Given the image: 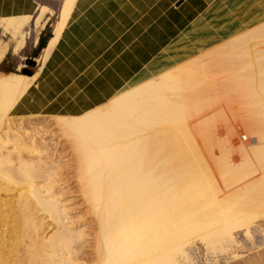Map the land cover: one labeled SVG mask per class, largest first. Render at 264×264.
Returning <instances> with one entry per match:
<instances>
[{
  "label": "bare ground",
  "instance_id": "obj_1",
  "mask_svg": "<svg viewBox=\"0 0 264 264\" xmlns=\"http://www.w3.org/2000/svg\"><path fill=\"white\" fill-rule=\"evenodd\" d=\"M73 2L74 0H63L58 13V20L53 29V36L43 50L40 62L45 61L50 49L52 50L51 47L55 43L65 20L68 19L67 16H69L68 13ZM100 10L103 9L100 7ZM88 11H86V13ZM154 11L157 10L154 9ZM102 13H104V11H102ZM170 13L172 12L170 11ZM91 15L93 16L94 14ZM83 16H87L88 18L90 15L85 14ZM144 20L143 22H148L146 19ZM29 21L30 18H7L0 20V25L3 27L4 33L8 31L11 35V39L15 41L12 53H18L24 48L26 40V36L24 37L25 27L28 25ZM83 21L84 19L82 22ZM117 21L119 20L117 19ZM168 21L169 20H167V22ZM166 25H169V23ZM147 27L148 26H146V28ZM75 28L77 27L74 25V29ZM73 30L72 33L74 32ZM135 30L137 29H134V31ZM257 30L258 29H256V32H248L246 36L249 38L257 37L258 32H262V30L258 32ZM66 32L67 31H65V33ZM85 32L89 34V30ZM119 32L121 33L120 30ZM135 32L137 35L138 31ZM81 33L84 34L83 32L78 34V31L76 34L80 35ZM97 34L96 32V35ZM261 34L263 35L264 33ZM82 36L81 39L85 38V35ZM106 36L108 37V35ZM244 36L239 35L238 37H234V40L232 39L230 42L231 44H227L228 46L225 45V43L220 46L221 48L223 46V50L217 51L220 52V55L226 53V56L224 55L218 58L217 55L219 53L217 52L215 53V55H217L213 57H217V60L227 59V61H233L232 63L234 65H239L237 69L234 66V69H236V71L240 69L242 73L231 76V81L243 90L246 88L242 95L249 100V89H251L252 84H256L259 90L264 93V62H259L257 64V77H254L256 74L253 76L252 72L246 67V64L249 63L247 57H249L250 53H253V56L254 53L260 50L254 48L253 44V47L251 45L252 51H248V49H246L248 44L247 46L245 44V46L242 45V43H246L244 42L246 39ZM261 37L259 39H261ZM63 38L65 37L63 36ZM67 38V42H70L69 37L66 36V39ZM262 38H264V35ZM97 39H99L98 36ZM70 40H72V38ZM74 43L71 44V46H73ZM145 44L144 42V45ZM224 45L226 46L225 49ZM6 48L8 47L4 46L0 48V60L5 50H7ZM64 49L68 50L66 48ZM214 51L216 52V50ZM66 53L67 51H65V55H67ZM90 53L92 54L94 51ZM145 53L147 52H144V54ZM56 58H58V56ZM81 58L82 57H80V59ZM256 58L261 60L259 57ZM214 59L215 58H210L207 55L205 59L195 58L189 60V63L185 62L176 65L161 73L157 79H146L136 84L127 85L108 103L83 116L76 118L53 117L52 122L49 123L58 130L59 135L61 134L60 136L63 137L61 139L66 138L65 142L67 141L76 152V155L74 154V156H76L75 161L77 162L75 173V176H77L75 180L77 183L76 189H78V196L82 203L88 208L87 212L93 216L92 219H94V224L97 226V231L94 234L93 258L85 256V249L81 242L83 234L72 233V229L69 225L70 222H68V218L66 217L67 212L63 209L64 206L62 202H64V199L59 197L60 192L55 189V180L51 173L52 171L50 172L48 170L44 162V160H49L48 145L45 143V139L41 138L39 135V129L45 126L40 123L37 124V121L31 122L27 120L35 119L38 116L27 118H11L9 116L15 103L18 102L29 85L33 84L32 81H35L36 72L29 78L15 73H0V192H5L10 188H14L17 192L11 197L5 195V198H0V264H182V259L186 260L188 257L186 256L185 246L192 245L195 238H198L199 240L197 239V241H200L199 243H202V246L207 247L209 250L215 247L223 248L227 245L229 247L236 245L235 230H242L244 237L248 238L249 224L252 222L255 223L258 219H264V97H257L252 103L250 102L251 100L247 101L248 104H252L250 105L252 109L248 111L249 114L246 117L245 125L247 131H249L251 141L254 142L251 144L253 146L250 147L248 145L250 148L247 145L240 147L238 154L242 161L239 165H231L230 161H228L229 158L228 160L226 158V154L224 155L225 157L223 156L224 153L221 154L223 157L219 164L220 167L216 165V167H219H217L216 170L218 171L220 169V177L222 183L226 187L230 188L232 185L243 183L242 189L239 188V191L234 193L232 197L230 196V199L225 198L226 200L223 199L224 202L221 203L222 201L216 198V196H218V186L216 188L212 181L214 179H210L211 177L209 178L208 174L210 171L207 169V166L202 164V159L199 157L201 155H198L196 153L197 151H195L197 149L192 148L191 143H194L195 140L192 142L193 139L191 140L190 138L191 136L194 137V135H192L193 133L191 135L188 134L185 125L187 121L185 120L186 117H191L188 115L190 110L199 106L198 104L201 103L200 100L202 99H200V95L203 94L205 97L208 93L206 94V92L203 91H210L212 85L210 86L205 81V76V79L200 77V73L202 74L203 71L210 70V68L216 66V60ZM71 61L73 62L72 59ZM232 63H230V65ZM219 65L222 64L220 63ZM60 67L62 68V66ZM70 68L68 67V69ZM135 68L134 66V69ZM223 68L225 67L223 66ZM59 70L58 72L61 71ZM54 74L56 75L57 73ZM62 74L61 76H63ZM57 77L58 76H56V78ZM87 78H89V76ZM49 79L50 78H48V80ZM54 83L55 82L52 84ZM57 84L55 86H57ZM236 89L234 91H236ZM53 91H55L54 88ZM34 95L36 96V94ZM51 95L53 98V94ZM51 95L49 96L51 97ZM50 97L47 98L51 99ZM253 97H255V95ZM100 102L102 101L100 100ZM41 103L42 102H40V104ZM71 107L74 108L72 104ZM230 110L233 109L231 108ZM210 112L211 111H209V113ZM231 114L233 115V111ZM236 118H238V116ZM221 122H223V120ZM225 122L227 121L225 120ZM24 125H27L28 129V126H30L32 131L30 132L29 130V132H26V128H23ZM206 125L203 126L204 128L201 126L203 133ZM47 127L46 125V128ZM156 127L160 129L159 131L158 129L155 130L158 131L155 133L154 129ZM199 127H196V130L197 128L199 129ZM190 128L192 129V125ZM227 128L228 127H226V129ZM244 128L245 127H243V129ZM195 133L199 136L200 132L196 131ZM205 133L206 137H208V133ZM242 133L247 134V132ZM227 136L230 135L228 134ZM242 137L245 136L241 134V138ZM201 139L203 140V138ZM213 141H215V139ZM208 142L209 141L206 143ZM200 143H202V141ZM195 144L198 145L196 142ZM254 145L255 148H253ZM208 149L206 147L207 151ZM222 150H224L223 147ZM25 152L29 153L31 157L34 155L36 161L33 162V160L26 161L22 159V154ZM14 156L15 159L13 158ZM231 157H233V155ZM206 159L210 160L211 158ZM215 163H217V161ZM48 167L50 168L51 166ZM256 175H259V177L254 180L253 177ZM38 180H44L45 182H42L43 184L41 185V183H37ZM216 180L220 179L217 177ZM219 184L221 183H218V185ZM239 186L240 185H238V187ZM237 188L235 186V189ZM231 189L233 190V188ZM233 192L234 191H232L231 194ZM220 197L218 198L222 200V196ZM47 229L53 230V233L48 237L44 235V231ZM261 230L260 227V231ZM262 236L264 237V235Z\"/></svg>",
  "mask_w": 264,
  "mask_h": 264
},
{
  "label": "crops",
  "instance_id": "obj_2",
  "mask_svg": "<svg viewBox=\"0 0 264 264\" xmlns=\"http://www.w3.org/2000/svg\"><path fill=\"white\" fill-rule=\"evenodd\" d=\"M165 5L168 6L166 7ZM41 7H46L51 11V13L49 12L45 15V24L39 30L37 39H39V36L42 33H45L46 27L50 29L52 38L53 29L57 21L52 24V18L54 16L52 13L54 8H52L50 4H46L44 0H0V20L7 18H34L38 14ZM100 7L103 10H100ZM154 9L157 11H154ZM98 10L100 14L98 13ZM59 11L60 7L58 13ZM86 11L88 12L86 13ZM102 11H104V13H102ZM170 11L172 13H170ZM85 14L90 15L91 17L88 16L87 18V16H83ZM91 14L96 16L93 17ZM68 15V19L65 20L55 43L51 47L52 50L50 49L45 61L40 62L36 71L35 81H32L33 84L29 85V87L10 111L9 116L11 118H27L36 116L46 118L59 116L64 118H76L83 116L108 103L114 96H116L134 80L142 79L152 75L154 72H156L158 64L165 59L176 60L178 62L177 65H180L189 60L200 58L201 56H207L227 41L242 35V33L247 28H251V26L257 27L258 25H262L264 23V0H78V3L77 0H74ZM80 18L82 20L84 19V21L82 22ZM117 19L119 21H117ZM144 19H146L148 22H143L145 21ZM167 20L169 21L167 22ZM168 23L169 25H166ZM74 25L77 27L75 28L76 30L74 29ZM146 26L148 27L146 28ZM85 29L87 31L89 30V34H87L88 32H85ZM117 29H119L122 34ZM134 29H137L135 31H138L137 35L135 34L136 32ZM72 30L74 31L73 33H77L78 31V34L83 32L84 34H81L85 35V38L81 39L83 36L81 34H73ZM65 31L67 32L65 33ZM96 32L98 33L97 35ZM159 32L162 34L160 35ZM116 34L119 35L117 36ZM62 35L65 38H63ZM106 35H108V37ZM66 36L69 37L70 42H67L68 38L66 39ZM97 36L99 39H97ZM71 38L77 44L70 40ZM49 40L47 41L46 46ZM143 41L146 43L145 45ZM73 43L74 45L71 46ZM36 46L37 44L35 45L33 41V51ZM64 48L68 50H65ZM44 49H42L38 54L37 57L39 59L41 58ZM64 50L67 51V55H65ZM33 51H31L30 56H32ZM93 51L94 53L91 54L90 52ZM144 52L147 53L144 54ZM57 56L58 58H56ZM80 57L82 58L80 59ZM203 57H201V59ZM138 65L141 66L139 67ZM60 66H62V68ZM134 66L136 67V70L134 69ZM68 67L71 68L68 69ZM57 68H59L62 72ZM58 70L60 72H58ZM54 73L57 74L55 75ZM61 74L63 76H61ZM56 76L58 77L56 78ZM88 76L89 78H87ZM48 78L50 79L48 80ZM52 80L56 84L58 83V87L55 86V83L52 84ZM68 81L71 82L69 83ZM53 88L55 91H53ZM34 94H36V96ZM51 94H53V98ZM49 95H51V97ZM47 97H50L51 99ZM100 100L102 102H100ZM40 102L42 103L40 104ZM71 104L74 106V108L71 107Z\"/></svg>",
  "mask_w": 264,
  "mask_h": 264
},
{
  "label": "rangeland",
  "instance_id": "obj_3",
  "mask_svg": "<svg viewBox=\"0 0 264 264\" xmlns=\"http://www.w3.org/2000/svg\"><path fill=\"white\" fill-rule=\"evenodd\" d=\"M44 2L46 4H50V6H52V8H54L53 9L54 11L52 13V15H54L52 18V24H54L57 21L58 10H59V7L61 8L63 0H44ZM60 3H61V6H60ZM49 12L51 13V11L49 9H47L46 7H41L38 14L34 18H30L28 25L25 27L26 30L24 29L25 30L24 37L26 36L24 48L21 51H19L18 53H12V50H13L14 45H15V41H13L11 39V35L9 34L8 31L7 32L5 31V33H4L3 27L0 25L2 27V28L0 27V48H2L4 46L8 47V48H6L8 51L5 50V53L0 60V71L2 72V73L0 72L1 74L15 73V74L21 75L23 77L29 78L31 76H26L25 74H23V71H26V72H29L32 74L37 71V68L40 64V59L38 57L32 58V56H30L31 51H33L32 50V42L34 41V44L35 45L37 44V42H38L37 36H38L39 30L44 26V24H45L44 17ZM256 29H258L257 32L259 30H262L261 33H264V23L262 25H258L257 27L251 26V28H247L242 33L241 36L245 35L244 38H246L244 41L246 43H242V45L245 44L247 46V44H248L247 48L246 47H242V48H246V49H248V51L251 52L253 44H254V48H256L257 50H260L262 53H264V38H262L264 34L262 35L259 31L258 32L259 35L257 34V37L249 38L248 36H246V35H248V32H250V33L252 31L256 32ZM261 35H262V37H261ZM260 37H261V39H259ZM248 38H249V41H248ZM231 41L232 40L227 41V43H225V45H227L228 43L231 44L230 43ZM225 45H224V49L226 48ZM251 45H252V47H251ZM220 48L218 47L217 49H215L216 52L215 51L212 52L214 54L211 53L212 55L211 54L208 55V57H210V58H215L214 60H216L215 62L217 65L213 66V68H210V70L208 69V70L203 71L202 74L200 73V77L204 78V76H205V78H206L205 81L210 86L212 85L210 88V91H208V92L203 91V92H206V94L208 93V95H207L208 97L207 96L204 97L203 94H201L202 96L200 95V97H201L200 99H202V100H200L201 103L198 104L199 106H196L195 108L190 110V113L188 115H190L191 117H186L185 120H187V121L185 122V125H186V129L188 131V134L191 135L193 133L192 135H194V137L191 136V138H190L191 140L193 139L192 142H194V140H195V142L198 144V145H196L195 142L191 143L192 148L197 149V150H195V151H197L196 153L198 155H201V156H199L202 159L201 162L204 166L208 167V168L207 167H205V168L209 169V171H210V172L208 171L209 172V174H208L209 178L211 177L210 179H214L212 181L214 182L216 188H217V186H218V188L220 187L219 190L217 188V191L219 193L217 192L218 196H216V198L218 200L222 201L221 203H223L224 202L223 199H225V198L230 199V196L232 197V195L234 193L239 191L238 190L239 188L242 189L243 183H241L242 185L241 184L232 185V186H230V188L226 187L222 183V180L220 177V169L218 171L216 170L218 167V166L216 167V165L220 164L222 157L225 154H226L227 160L229 158L228 161H230L231 165H233V166L239 165L242 161L241 157L238 154L240 147L243 145H245V146L249 145L250 147L253 146L251 144H253L254 142L251 141L249 131H247V128L245 125L246 117L249 114L248 111H250L252 109L250 107V105H252V104H250V103L248 104L247 101L251 100L250 102L252 103V101L254 99H257V97L263 98L264 93H262L259 90V88L257 87L256 84L255 85L252 84L251 89H249L250 90L249 91L250 92L249 100H247L244 97V95H242V94H244V90L246 88H244V90H243L240 87H238L234 82L231 81V76H233L234 74H236V75L241 74L242 70L238 69V71H236V69L238 68L239 65L238 66L234 65L232 63L233 61L230 62V60L227 61V59H225V60L221 59L222 61L220 59L217 60V57L219 58V57H222L224 55L226 56V53H222L220 55V52L217 50L222 51L223 46L221 49ZM217 52L219 53L218 55L216 54L217 57H213V56H216L215 53H217ZM259 52L254 53L253 56H252L253 53H250L249 57H247V60L249 63L246 64V67H247V69H249L252 72L253 76L256 74L257 64L259 62H264V54H262L261 52L259 53ZM256 54H260V55H256ZM201 57H203V56H201ZM256 57H259L261 60H258V58H256ZM203 58H207V56H204ZM222 62H224L225 64ZM228 62H229V64H228ZM31 63H34V64H31ZM218 63L219 64L221 63L222 65H219ZM226 63H227V65H226ZM230 63H232V64L230 65ZM177 64H178V62L176 60H173V59H167L166 60L165 59L164 61H162L158 64L156 72H154L152 75L147 76V77L142 78V79L134 80L130 84H136V83L144 81L146 79H157L161 73H163L168 68L176 66ZM223 66L225 68H223ZM234 66L236 67V69H234ZM203 74H205V75H203ZM254 77H257V74ZM207 79H208V81H207ZM216 84H218V85H216ZM216 86H218V87H216ZM235 86L237 89L235 88ZM234 88L236 89V91H234L235 90ZM221 91H222V93H221ZM219 94H222V95H219ZM254 95H255V97H253ZM228 101H229V103H228ZM202 103L205 106H203ZM222 104H223V106H222ZM230 105H231V107H230ZM225 108H226V110H225ZM228 108H229V110H228ZM231 108L233 110H230ZM234 109H235V112H234ZM207 110H209L211 112L209 113V111H207ZM232 111H233V115L231 114ZM218 115H220V116H218ZM237 116L241 120L236 118ZM36 118L35 119L33 118L31 120L27 119V120H29L31 122L37 121V124L40 123L41 125L45 126L41 129H39L40 130L39 135L41 136V138L45 139V143L48 145V159L49 160H44V162L46 163L48 170L50 172L52 171L51 173L53 174V177L55 180V183H54L55 189L60 192L59 197L61 199H64L63 200L64 202H62V204L64 206L63 209L65 210V212H67L66 217L68 218V222H70L69 225H70V228L72 229V233H74V234H81L82 233L83 234V237L81 239L82 241L80 239L79 240L83 243L82 245L85 249L84 250L85 256H87L89 258H93L94 257V249H93L94 248V234L97 231L96 230L97 226H96V224H94L95 223L94 219H92L93 216H91L89 214V212H87L88 208L86 207L85 204L82 203L80 197L78 196V189H76L77 183L75 180L77 179V176H75L76 175L75 173H76L77 162L75 161L76 156H74V154L76 155V152L70 146V144L67 143V141L65 142L66 138L61 139L63 137L60 136L61 134L59 135L58 130L55 129L54 126H52V124H49L52 122L53 118H46V117H36ZM188 118H189V120H188ZM224 119L227 122H225ZM228 119H229V121H228ZM222 120H223V122H221ZM231 120H233V121H231ZM187 122H188V124H187ZM202 122H203V124H202ZM222 123H223V125H222ZM209 124H210V126H209ZM46 125L48 126L47 128H46ZM191 125H192V129L190 128ZM205 125H206V127H205V130L203 129L204 130V133H203L202 128H204L203 126H205ZM187 126H189V127H187ZM201 126H202V128H201ZM225 126L228 127L227 128L228 130L226 129ZM28 127H29V129L27 128V125H24L23 128L24 129L26 128L25 129L26 132L27 131L29 132V130L31 132L32 131L31 127L30 126H28ZM196 127H199V129L197 128V130H196ZM243 127H245V128L243 129ZM157 129L159 131L160 128L156 127L154 129V131ZM158 131H155V133ZM193 131H195V132L199 131L200 132L199 136H201V137H199L197 135V133H195ZM212 131H213V133H212ZM237 131H239V132H237ZM205 132L208 133V137L211 135L209 137L210 139L208 137H206ZM242 132H247V134L246 133L243 134ZM228 134L230 136H227ZM241 134H242V136L246 137V140H245L246 142L242 140ZM195 135L197 138L195 137ZM201 138H203L204 141ZM213 138L215 139V141H218L219 143L213 141L214 140ZM199 139H200V141H199ZM207 139H209V140H207ZM236 139H239V140H236ZM222 140H223V142H222ZM201 141H202V143H200ZM207 141H209L208 142L209 144L206 143ZM206 147H207V149L208 148H210V149H208V151H207ZM222 147L224 148V150H222ZM214 148H216L217 150ZM232 148H234L236 151ZM253 148H255V145ZM212 151L213 152L215 151V152L213 153ZM227 152H228V154H227ZM26 153L27 152L22 154L23 155L22 159H24L26 161H32L33 160V162L36 161V159H34L35 158L34 155H33V157H31V155H29V153H27V154ZM222 153H224L223 156L221 155ZM236 153H237V155H236ZM213 154L215 157L213 156ZM232 155L234 158L231 157ZM13 158L15 159V156ZM206 158H211V159L208 160ZM219 158H220V161H219ZM42 161H43V159H42ZM216 161H217V163H215ZM231 161L234 163H232ZM213 162H214V165H213ZM209 163H210V165H209ZM211 164H212V166H211ZM48 166H51L50 168H52L53 166L54 167L52 169H50ZM219 167H220V165H219ZM213 169H214V174H213ZM217 177L220 180H216ZM258 177H259V175H256L253 177V179L256 180V178H258ZM42 182L44 183L45 181L44 180L43 181L38 180L37 183H41V185H42L43 184ZM218 183H221V184L218 185ZM246 184H247V182H246ZM220 185H222V186H220ZM238 185H240V186L238 187ZM235 186H236V188L237 187L238 188L235 189ZM231 188H233V190ZM12 189H14V188H12ZM12 189L10 188V189L6 190L5 192L1 191L0 192L1 193L0 198H5V195H7L8 197L15 195L17 192L15 189L14 190H12ZM232 191H234V192L231 194ZM226 195H227V197H226ZM220 196H222V200L218 198ZM263 224H264L263 218H261L260 220L258 219L257 221H255V223H253V222L250 223L248 226L249 227V237L248 238L244 237L242 230H240V229L235 230L234 233H235V240H236L237 244L230 246V247L227 245V246H224L223 248H219V247L216 248L215 247V248L209 250L207 247H203L202 243H199L200 241H197L198 238H195L193 240L192 245L190 244V245L185 246L186 256H188V257L186 260L182 259V264L184 262L187 264H264V237L262 236V235H264V234H262V233H264V225ZM260 227L262 229L261 231H260ZM238 231H240V232H238ZM44 233H45L44 235L48 237L49 235H51L53 233V230L47 229L44 231ZM187 260H189V261H187Z\"/></svg>",
  "mask_w": 264,
  "mask_h": 264
},
{
  "label": "trees",
  "instance_id": "obj_4",
  "mask_svg": "<svg viewBox=\"0 0 264 264\" xmlns=\"http://www.w3.org/2000/svg\"><path fill=\"white\" fill-rule=\"evenodd\" d=\"M51 38V33H50V29L48 27H46L45 29V33L41 34L39 36L38 39V43L36 48L34 49L33 53H32V58H36L38 56V54L41 52L42 49L45 48L47 41ZM1 72V71H0ZM2 73V72H1ZM4 74H8V73H4ZM34 74V73H33ZM32 73H30V75H33Z\"/></svg>",
  "mask_w": 264,
  "mask_h": 264
},
{
  "label": "water",
  "instance_id": "obj_5",
  "mask_svg": "<svg viewBox=\"0 0 264 264\" xmlns=\"http://www.w3.org/2000/svg\"><path fill=\"white\" fill-rule=\"evenodd\" d=\"M34 64V63H31ZM23 74H25L26 76H31L29 72L23 71Z\"/></svg>",
  "mask_w": 264,
  "mask_h": 264
},
{
  "label": "built area",
  "instance_id": "obj_6",
  "mask_svg": "<svg viewBox=\"0 0 264 264\" xmlns=\"http://www.w3.org/2000/svg\"><path fill=\"white\" fill-rule=\"evenodd\" d=\"M242 140H243V141H245V140H246V138H245V137H242Z\"/></svg>",
  "mask_w": 264,
  "mask_h": 264
}]
</instances>
